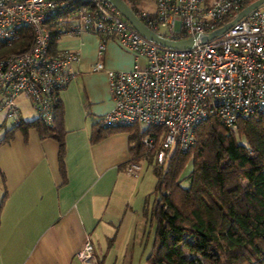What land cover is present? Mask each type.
<instances>
[{
	"label": "built area",
	"instance_id": "obj_1",
	"mask_svg": "<svg viewBox=\"0 0 264 264\" xmlns=\"http://www.w3.org/2000/svg\"><path fill=\"white\" fill-rule=\"evenodd\" d=\"M124 1L155 33L175 40L198 38L189 48L161 46L142 36L108 0H0V43L11 46L24 29L31 34L26 47L0 55L1 123L22 119L20 98L29 102L35 117L52 122L59 91L78 74L73 65L79 60L77 50L50 46L53 30L59 38L92 33L98 38L97 55L107 41L131 51L134 61L129 69H107L95 61L91 70L104 68L112 100L99 118L103 126L126 131L135 124L150 127L140 138L142 153L128 162L127 170L134 175L150 153L162 165L173 148L186 151L201 121L213 117L233 129L237 120L264 110L261 7L200 41L251 0ZM91 255L92 245L86 240L77 257L87 260Z\"/></svg>",
	"mask_w": 264,
	"mask_h": 264
},
{
	"label": "crops",
	"instance_id": "obj_2",
	"mask_svg": "<svg viewBox=\"0 0 264 264\" xmlns=\"http://www.w3.org/2000/svg\"><path fill=\"white\" fill-rule=\"evenodd\" d=\"M74 36L81 37L56 47L79 52L73 65L78 74L58 94L64 107L67 180L61 183L52 138L40 139L31 128L26 139L17 130L0 144V199L6 193L0 210V264H103L104 254L98 258L96 253L103 240L113 236L108 251L122 252L150 233L149 216L142 213L145 162L137 175L127 170L129 131L89 140L92 125L112 106L104 71H92L91 65L100 61L107 69H129L133 55L114 41L97 55L95 35ZM86 240L92 255L81 260L77 252Z\"/></svg>",
	"mask_w": 264,
	"mask_h": 264
},
{
	"label": "trees",
	"instance_id": "obj_3",
	"mask_svg": "<svg viewBox=\"0 0 264 264\" xmlns=\"http://www.w3.org/2000/svg\"><path fill=\"white\" fill-rule=\"evenodd\" d=\"M58 39V30L51 31L52 48ZM30 41L31 34L24 29L11 46L0 43V55L24 48ZM31 128L40 139L56 142L58 172L65 183L66 130L61 100H56L50 124L35 116L22 118L3 131L0 144L17 130L26 139ZM148 129L135 124L129 130L130 158L142 153L140 138ZM112 132L98 120L89 140L97 142ZM194 136L186 151L173 148L164 164L151 160L157 197L150 209L145 202L142 208L154 225L145 264H264V110L237 120L233 129L209 117L197 124ZM188 162L190 170L183 176ZM183 178L186 185L181 183ZM108 240L111 243L113 236Z\"/></svg>",
	"mask_w": 264,
	"mask_h": 264
},
{
	"label": "rangeland",
	"instance_id": "obj_4",
	"mask_svg": "<svg viewBox=\"0 0 264 264\" xmlns=\"http://www.w3.org/2000/svg\"><path fill=\"white\" fill-rule=\"evenodd\" d=\"M141 5L144 4V2H140ZM264 10V2L260 4V6ZM89 36V35H88ZM80 38L79 36H77ZM73 36H67L63 35L61 36L57 42L56 46L54 47H62L66 46L67 44L75 43V38ZM84 42H88L89 39L87 35H83L82 37ZM139 63L142 62V59L140 58L138 60ZM104 68H106L104 66ZM104 68L101 69V71H104ZM21 116L23 119H31L34 116V113L31 111V106L29 105V102L27 101H21ZM76 107V106H75ZM23 110V112H22ZM0 123H1V116H0ZM11 125V122L9 120H5L3 124L0 126V136L2 135L3 131ZM148 159L144 163V170L142 171L143 181L142 186H144V189L142 191V199H144L145 205L148 209H150L151 205L153 204L155 198L157 197V192L154 191V184L156 182V177L153 174V165H152V159H151V153L147 157ZM190 170V162H188L182 172V175L185 176L187 172ZM186 179L183 178L181 180V183L183 185H186ZM149 224V223H148ZM146 225L147 229L150 228V233L142 237V239L138 240L136 243L134 249H126L122 250V252H109L108 251V242L109 240H103L102 244L97 247L96 253L98 258H102L104 254L105 262L103 264H145V257L150 252L153 242V230L154 225L153 223ZM110 243V242H109Z\"/></svg>",
	"mask_w": 264,
	"mask_h": 264
},
{
	"label": "water",
	"instance_id": "obj_5",
	"mask_svg": "<svg viewBox=\"0 0 264 264\" xmlns=\"http://www.w3.org/2000/svg\"><path fill=\"white\" fill-rule=\"evenodd\" d=\"M118 11L131 23V25L146 39L153 41L161 46L170 47V48H189L193 46L195 39H197V35L175 40L163 37L154 31L150 30L133 12V10L128 6V4L124 0H108ZM264 2V0H251L248 4L242 7L235 16L226 22L225 24L221 25L220 27L216 28L215 30L199 37L200 41L211 39L214 36L219 35L222 33L227 27H229L232 23L237 21L251 9L260 6V4Z\"/></svg>",
	"mask_w": 264,
	"mask_h": 264
}]
</instances>
